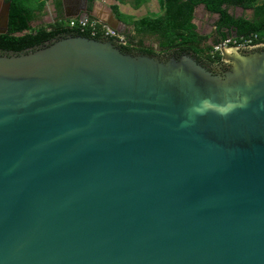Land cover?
<instances>
[{"label": "water", "instance_id": "obj_1", "mask_svg": "<svg viewBox=\"0 0 264 264\" xmlns=\"http://www.w3.org/2000/svg\"><path fill=\"white\" fill-rule=\"evenodd\" d=\"M220 54L0 53V264H264V49Z\"/></svg>", "mask_w": 264, "mask_h": 264}, {"label": "trees", "instance_id": "obj_2", "mask_svg": "<svg viewBox=\"0 0 264 264\" xmlns=\"http://www.w3.org/2000/svg\"><path fill=\"white\" fill-rule=\"evenodd\" d=\"M5 2L10 4L8 27L6 33L0 34V53H21L69 35L91 37L87 31L69 27V19L32 27L34 21L42 17L43 0ZM161 3L164 9L162 14L145 16L132 22L133 35L126 44L117 45L121 51L151 56H158V50L160 53L174 52L177 55L191 52L212 65H222L221 54L211 56L210 51L229 33L233 32L237 39L256 35L258 39L254 45L264 38V0H161ZM199 4L204 5L209 13L218 15L211 44L204 47L201 45L206 37L200 36L192 24L194 9ZM237 7L252 12L237 16L229 11ZM145 37H150L156 48L153 44L146 46ZM91 38L104 39L101 34Z\"/></svg>", "mask_w": 264, "mask_h": 264}, {"label": "crops", "instance_id": "obj_3", "mask_svg": "<svg viewBox=\"0 0 264 264\" xmlns=\"http://www.w3.org/2000/svg\"><path fill=\"white\" fill-rule=\"evenodd\" d=\"M43 2L41 19L43 25H49L59 19H65V13L73 14L75 12L78 14L81 12L84 14L87 10L90 13L89 19H94L101 23L109 20L111 15L119 20L121 22L119 26L120 34L127 39L133 35V21L145 16H157L164 11L161 0H43ZM4 3L5 0H0V12ZM239 9L240 7H237L229 11H233L237 16L241 14L250 15L252 12L249 9L245 11L242 8L241 11ZM68 19H79V17ZM217 19L218 15L209 13L202 4L197 5L194 9L192 19L194 30L200 36L206 37L208 45L211 44L213 39ZM152 44L156 48L155 43L150 38L148 45Z\"/></svg>", "mask_w": 264, "mask_h": 264}, {"label": "built area", "instance_id": "obj_4", "mask_svg": "<svg viewBox=\"0 0 264 264\" xmlns=\"http://www.w3.org/2000/svg\"><path fill=\"white\" fill-rule=\"evenodd\" d=\"M68 25L69 27H76L82 32L87 31L91 35V37L101 34L104 38H113L118 44H126L127 42V38L125 36L94 19H69ZM257 39L258 38L256 35H253L248 38L237 39L234 33L231 32L227 35L226 38L222 39L220 42L212 46L210 55L214 56L217 53L220 54L221 49L226 47H237L239 49H247L258 46H264V38L261 39V43H259L258 45H254Z\"/></svg>", "mask_w": 264, "mask_h": 264}, {"label": "flooded vegetation", "instance_id": "obj_5", "mask_svg": "<svg viewBox=\"0 0 264 264\" xmlns=\"http://www.w3.org/2000/svg\"><path fill=\"white\" fill-rule=\"evenodd\" d=\"M41 19H42V17L39 18V19H37L36 21H34V23L32 24V27L38 28V27L43 26V21ZM105 39H111V40H113V42L115 43V45H119L113 38H105ZM206 42H207V39L202 43L201 46L204 47L203 45L207 44ZM144 43H145L146 46H150V45H148L150 43V38L149 37H145L144 38ZM257 48L258 49H264V46H258ZM248 49L249 48H247V50ZM157 53H159L157 57L160 58V59H167L169 57H174L175 59H178L180 56L184 55V54L177 55L174 52L160 53L159 50L157 51ZM186 54L189 55V56H191V57H193L194 59H196L198 62L202 63L203 65H205L208 69H210L214 73H222L229 66L228 63H223L222 65H218L217 68H216L212 64H210L207 61H205L204 59L197 58L196 55L193 54V53H191V52H188Z\"/></svg>", "mask_w": 264, "mask_h": 264}, {"label": "rangeland", "instance_id": "obj_6", "mask_svg": "<svg viewBox=\"0 0 264 264\" xmlns=\"http://www.w3.org/2000/svg\"><path fill=\"white\" fill-rule=\"evenodd\" d=\"M255 49H258V48H256V47H254V48H249L248 51H249V50H255ZM213 66L217 68L218 65H213Z\"/></svg>", "mask_w": 264, "mask_h": 264}]
</instances>
